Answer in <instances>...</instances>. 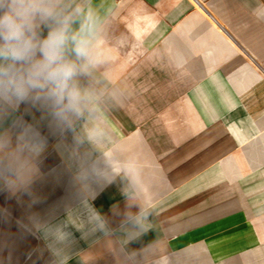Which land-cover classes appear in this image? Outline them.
I'll list each match as a JSON object with an SVG mask.
<instances>
[{
  "label": "crops",
  "instance_id": "0c3cea01",
  "mask_svg": "<svg viewBox=\"0 0 264 264\" xmlns=\"http://www.w3.org/2000/svg\"><path fill=\"white\" fill-rule=\"evenodd\" d=\"M58 3L81 114L0 120L43 143L0 179V264H264V0Z\"/></svg>",
  "mask_w": 264,
  "mask_h": 264
},
{
  "label": "clouds",
  "instance_id": "9594fccd",
  "mask_svg": "<svg viewBox=\"0 0 264 264\" xmlns=\"http://www.w3.org/2000/svg\"><path fill=\"white\" fill-rule=\"evenodd\" d=\"M79 13L65 10L58 0H0V120L28 104L43 109L61 130H73L81 114L76 77L84 65L78 61L89 57L83 38L88 24L78 32L71 27ZM69 49L77 59L69 58ZM37 136L25 127L13 146L10 132L0 131V179L10 184L8 174L17 176L12 154L19 152L30 163L39 154L43 143L36 142Z\"/></svg>",
  "mask_w": 264,
  "mask_h": 264
}]
</instances>
